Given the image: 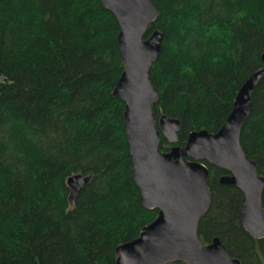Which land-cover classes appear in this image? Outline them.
I'll list each match as a JSON object with an SVG mask.
<instances>
[{"label":"trees","instance_id":"obj_1","mask_svg":"<svg viewBox=\"0 0 264 264\" xmlns=\"http://www.w3.org/2000/svg\"><path fill=\"white\" fill-rule=\"evenodd\" d=\"M161 50L149 76L155 123L215 132L247 77L262 65L264 0H152ZM119 24L101 0H0V264H114L157 209L141 205L123 111L112 89L122 72ZM241 145L264 177V78L250 92ZM208 168L203 243L219 237L240 264H264V237L242 226L243 192ZM91 174L72 202L67 178ZM264 208V185L261 192ZM167 264H187L182 261Z\"/></svg>","mask_w":264,"mask_h":264},{"label":"water","instance_id":"obj_2","mask_svg":"<svg viewBox=\"0 0 264 264\" xmlns=\"http://www.w3.org/2000/svg\"><path fill=\"white\" fill-rule=\"evenodd\" d=\"M112 11L119 24L116 41L121 53L122 72L112 89L121 98L124 130L129 144L132 172L140 189L141 205L157 209L155 216L140 229L139 235L118 245L114 264H240L215 236L203 243L197 235V224L207 211L211 192L208 168L214 164L228 173L222 184L235 185L243 192L239 219L255 239L264 237V208L261 192L264 177L256 162L246 155L240 141L241 127L252 111L250 92L264 78L262 65L242 83L231 111L215 132L206 129L188 132L184 146L159 149L160 131L171 142L177 141L180 122L162 114L158 128L152 105L159 93L149 76L152 63L161 50L163 35L152 30L143 37L158 10L152 0H101ZM91 174L75 173L67 178L68 199L89 181Z\"/></svg>","mask_w":264,"mask_h":264}]
</instances>
